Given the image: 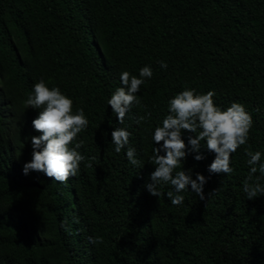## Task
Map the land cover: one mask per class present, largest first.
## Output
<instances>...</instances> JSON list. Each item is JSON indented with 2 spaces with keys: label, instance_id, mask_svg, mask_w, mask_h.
Here are the masks:
<instances>
[{
  "label": "trees",
  "instance_id": "trees-1",
  "mask_svg": "<svg viewBox=\"0 0 264 264\" xmlns=\"http://www.w3.org/2000/svg\"><path fill=\"white\" fill-rule=\"evenodd\" d=\"M146 65L153 76L120 124L107 101L121 72L139 76ZM41 79L89 121L70 145L82 141L85 160L67 182L22 172L38 135V110L25 101ZM186 88L214 91L222 109L242 104L253 124L233 171L211 175L204 201L187 190L174 206L171 185L158 198L144 185L154 128ZM115 128L131 133L120 153ZM247 151L264 161V0H0V264H264V196L243 191ZM204 155H188L177 171L208 177L214 154ZM257 177L264 185L259 172L250 183Z\"/></svg>",
  "mask_w": 264,
  "mask_h": 264
},
{
  "label": "clouds",
  "instance_id": "clouds-1",
  "mask_svg": "<svg viewBox=\"0 0 264 264\" xmlns=\"http://www.w3.org/2000/svg\"><path fill=\"white\" fill-rule=\"evenodd\" d=\"M160 67L166 69V62L161 61ZM152 76L153 70L147 65L139 70V76L128 71L121 72L122 86L117 87L107 101L120 124L124 123L125 116L132 106L139 104L136 93ZM214 96V91L197 94L195 89L186 88L168 101V114L162 123L154 128L152 135L156 146L153 148L150 162L155 167L144 185L151 196L158 198L165 195L160 191V187L171 185L166 197L174 206L184 203L185 197L181 193L187 190L196 193L201 201H204L205 185L211 175L230 174L233 171L230 167L231 155L247 143L253 124L252 117L245 107L237 102L222 109L215 104ZM25 105L38 110L36 118L31 122L38 135L31 136V160L23 165V174L43 173L57 182H67L69 177L78 174L80 164L85 160L78 151L83 146L82 141L70 147L78 134L88 127L89 121L83 108L73 112L72 99L62 93L59 87L49 88L43 79L33 85L32 94L27 97ZM144 119L143 116L139 117L137 123ZM130 135L124 128L111 131V141L116 153H120L129 144ZM201 141L205 142L204 146ZM204 150L214 154V159L207 167L208 177L196 172L194 179L190 168L177 171L181 162L190 154L196 161L206 159ZM246 155L249 157L247 164L250 174L244 181L243 191L249 200H253L258 195L264 196V185L259 183V177L256 182L250 183L253 174L259 172L264 175V161L260 151H247ZM126 157L132 165L140 164L136 159V150L132 147H127ZM88 242L96 245L103 240L101 237H88Z\"/></svg>",
  "mask_w": 264,
  "mask_h": 264
}]
</instances>
